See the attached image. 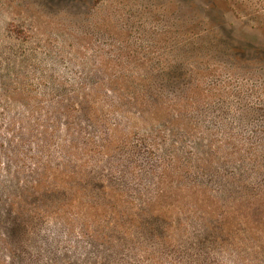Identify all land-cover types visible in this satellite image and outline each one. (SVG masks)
<instances>
[{
    "label": "rangeland",
    "instance_id": "1",
    "mask_svg": "<svg viewBox=\"0 0 264 264\" xmlns=\"http://www.w3.org/2000/svg\"><path fill=\"white\" fill-rule=\"evenodd\" d=\"M212 2L0 0V264H264V0Z\"/></svg>",
    "mask_w": 264,
    "mask_h": 264
},
{
    "label": "trees",
    "instance_id": "2",
    "mask_svg": "<svg viewBox=\"0 0 264 264\" xmlns=\"http://www.w3.org/2000/svg\"><path fill=\"white\" fill-rule=\"evenodd\" d=\"M214 1L218 3L212 2L213 8H216V6H219L220 3H225V0H214Z\"/></svg>",
    "mask_w": 264,
    "mask_h": 264
}]
</instances>
